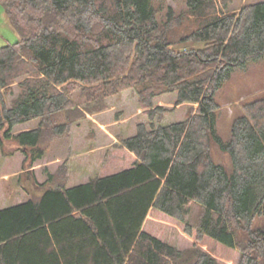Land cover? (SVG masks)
Returning <instances> with one entry per match:
<instances>
[{"label":"trees","instance_id":"trees-1","mask_svg":"<svg viewBox=\"0 0 264 264\" xmlns=\"http://www.w3.org/2000/svg\"><path fill=\"white\" fill-rule=\"evenodd\" d=\"M183 2L177 11L165 0H0L19 35L0 45V157L19 150L32 165L127 89L147 117L95 176L67 186L64 162L34 196L0 206V264H219L204 239L236 250L237 264H264V95L244 104L227 140L216 125L223 83L264 59V0L236 10ZM169 93L172 108L161 101ZM183 104L196 106L161 122ZM6 140L16 147L5 151ZM152 210L196 242L180 249L145 230Z\"/></svg>","mask_w":264,"mask_h":264},{"label":"rangeland","instance_id":"rangeland-1","mask_svg":"<svg viewBox=\"0 0 264 264\" xmlns=\"http://www.w3.org/2000/svg\"><path fill=\"white\" fill-rule=\"evenodd\" d=\"M252 1L256 0H229V8L236 10L243 4ZM217 3L220 5L221 0H217ZM168 5L177 11L185 7L183 0H165L164 7L166 8ZM18 37L19 35L15 26L9 21L3 6L0 4V45L12 43ZM13 87V94L4 96L7 104L18 93L17 86L14 85ZM173 95L175 94L169 93L161 96L163 105L168 108L174 107ZM263 95L264 59L251 64L246 71L234 72L230 79L223 83L216 95V100L219 105L216 110V125L218 133L223 140H227L229 137L233 118L244 114V104ZM71 97L76 103L82 105L83 98L79 94V89H76L71 94ZM109 98V100H106V109L97 113L88 114L90 116L89 118L83 117L80 119L81 121L79 123L74 124L71 134L63 139H59L62 140L61 142L59 140L51 142L47 147L45 155L32 165L22 166L21 163V165L18 164L14 167L12 165L9 168L7 163L13 161L14 157L9 159L0 157V206L24 200L31 195L34 196L39 190L36 185L47 179L48 172H55L60 165L64 162L67 163V160L69 161V164L67 163L68 171L70 170L71 174L80 171L76 169L77 163L80 162L87 169L88 178L95 176L102 167L107 165L108 155L111 151L113 152L115 150L112 146L116 145L123 136L131 134L139 121L147 119L144 114V109L137 102L134 90L127 89ZM191 106L194 108L196 105H179V108H174L170 113L166 112L161 122L165 123L170 122L169 120L173 121L182 118L186 109ZM108 108L109 110H107ZM60 119H63V115ZM27 123H29L27 124L29 127L37 124L36 121ZM17 129L16 126L15 130ZM59 145L60 148H58ZM14 147H16L14 141L6 140L4 142L5 151L13 150ZM105 150L108 151V155L106 154L107 152L103 155ZM16 151L19 150H15L13 155L23 157L24 159V155L20 151ZM58 152H60L59 154L62 158L59 162L51 164L50 162L54 160V153L57 154ZM212 156L216 161L224 164L226 167L230 166L228 153L222 151L216 145L212 147ZM78 160L79 162H77ZM47 163H50V166ZM7 167L8 169H5ZM31 167H34V169ZM17 193L19 194L18 198L16 197ZM196 213H198V209L195 207L193 208L191 221ZM143 228L180 249L190 247L196 242L193 236H188L184 233L182 223L173 218L165 217L154 210L148 214ZM198 244L202 249H205L216 257L219 264L238 263L239 253L234 249H228L226 247L218 248L215 243L205 239Z\"/></svg>","mask_w":264,"mask_h":264},{"label":"crops","instance_id":"crops-1","mask_svg":"<svg viewBox=\"0 0 264 264\" xmlns=\"http://www.w3.org/2000/svg\"><path fill=\"white\" fill-rule=\"evenodd\" d=\"M110 99V98H109ZM108 99V100H109ZM107 110H109V108L107 109ZM137 110V109H136ZM141 110V109H140ZM138 111V110H137ZM106 112V111H105ZM102 113H104V112H102ZM99 114H101V113H99ZM86 117H90V116H88V114L85 116V118ZM81 120H78V121H75V123H73L72 125H71V129H70V133L69 134H71L72 133V131H73V127H74V124H77V123H79ZM143 121H145V119H143ZM100 123V122H99ZM22 125H17V130H15V132L17 131V132H20V131H23V130H27V129H30V128H33L34 126H32V127H29V126H27V124H29V123H27V122H25V123H21ZM101 125V124H100ZM19 126V127H18ZM21 126V127H20ZM102 126V125H101ZM16 128V127H15ZM134 132V131H133ZM132 132V133H133ZM63 139V138H62ZM60 142L62 141V140H59ZM60 142H58V143H60ZM57 143V144H58ZM62 145V144H61ZM55 146V145H54ZM54 146H53V148H54ZM58 148H60V145L58 146ZM95 150H97V149H95ZM94 150V151H95ZM16 152H19V151H16ZM15 152V153H16ZM105 152H108L107 150H105L104 151V154L103 155H105ZM60 152H58L57 154H55L54 153V160H52L50 163L51 164H54L55 162H59V160L62 158V156L59 154ZM131 155V157L132 158H134L135 156H134V154H132V153H130ZM78 156H80V154H78ZM14 157V159H13V161H9L10 163H7V165H10L11 163L12 164H14L15 166H17L18 164L19 165H21V163H22V160H23V157H20V156H14L13 154L11 155V156H7V157H5V159H9V158H13ZM106 157V156H105ZM65 159V158H64ZM63 159V160H64ZM77 162H79V160L77 161ZM50 163H47V165H49L50 166ZM67 163L69 164V161L67 160ZM76 164V163H75ZM31 168H33L34 169V167H31ZM7 169H8V167H7ZM76 169L77 170H80V171H78L77 173H73V174H71V172H70V170L67 172V176H68V182H67V186H71V185H74V184H78V183H81V182H83V181H86V180H88L89 178H88V176H87V169H85V167H83V165L79 162V163H77V165H76ZM84 179V180H83ZM73 180V181H72ZM18 196H19V194L17 193V195H16V197L18 198ZM25 200V199H24ZM21 201H23V200H21Z\"/></svg>","mask_w":264,"mask_h":264}]
</instances>
